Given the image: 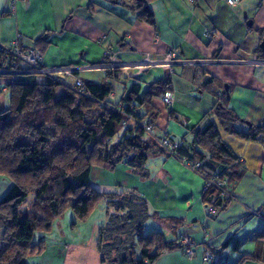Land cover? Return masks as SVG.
Wrapping results in <instances>:
<instances>
[{"label":"crops","instance_id":"1","mask_svg":"<svg viewBox=\"0 0 264 264\" xmlns=\"http://www.w3.org/2000/svg\"><path fill=\"white\" fill-rule=\"evenodd\" d=\"M9 7V0H0V42L10 44L21 33L20 45L34 41L43 65L80 66L76 76L88 84L114 83L118 98L133 85L142 97L150 84L168 80L173 101L166 104L158 96L151 100L158 111L155 133L169 132L194 154L195 130L215 124L219 141L241 157L245 172L234 197L214 217L204 210L203 176L158 148L148 155L142 174L125 163L113 170L101 165L91 168L97 189L112 191L113 184L144 197L151 214L147 233L161 231L166 241L190 238L192 256L175 248L163 251L150 264H211L204 259L206 249L216 261L227 264H235L242 255L256 257L242 264H264V237L256 236L264 230V215L250 212L264 208V145L227 133L214 112L216 92L225 91L227 105L241 119L238 128L264 124V62H253L264 61L259 47L264 39L259 32L264 29V0H239L232 6L226 0H152L154 25L138 20L117 0H18L14 12ZM106 48L126 63L114 82L103 70L81 67L104 61ZM169 50L197 62L176 65L170 72L158 61ZM145 54L155 62L139 68L133 62ZM13 73L19 82L44 78ZM6 81L0 72V110L8 101L11 104L9 90L3 89ZM72 83L68 76L67 84ZM222 170L213 162L204 167L211 174ZM10 186V181L0 180V199Z\"/></svg>","mask_w":264,"mask_h":264},{"label":"trees","instance_id":"2","mask_svg":"<svg viewBox=\"0 0 264 264\" xmlns=\"http://www.w3.org/2000/svg\"><path fill=\"white\" fill-rule=\"evenodd\" d=\"M151 1L117 0V3L138 20L154 25L149 7ZM259 32L264 36V29ZM0 68L21 67L11 57L0 53ZM3 74L7 77L11 104L0 110V174L11 186L0 199L3 242L0 264H28L27 258L39 254L44 247L42 240H32L35 231H48L54 219L68 209L83 219L103 199L108 200L115 213L100 228L97 247L101 264H150L163 251L183 248L180 239L166 241L158 230L142 235L143 218L148 216L142 195L132 189L99 190L89 181L92 165L113 170L119 163H125L142 174L148 155L157 148L162 150L140 126L129 123L122 128L124 117L100 104L98 100L106 99L112 86L88 84L95 100L76 94L67 84L50 77L19 82L12 78L14 73ZM167 87L168 80L156 81L141 97L139 87L133 85L118 99L127 110L141 108L139 119L148 117L154 122L158 111L151 100L168 90ZM216 96L214 112L222 128L229 134L264 145V124L247 123L246 129L238 128L241 119L227 105V92L217 91ZM194 142L197 144L194 154L184 149L183 142L177 154L189 159H204L201 167L204 177L216 174L224 178L226 190L234 194L245 172L241 157L219 141L215 124L195 130ZM208 162L222 165L223 170L213 174L205 172ZM202 198L205 204L216 207L219 212L231 200L212 186L204 187ZM27 200V206L21 208ZM257 212L264 215V208ZM256 236L264 237V230ZM135 245L138 255L134 252ZM249 258L256 257L242 255L235 264H242ZM210 262L220 264L215 259Z\"/></svg>","mask_w":264,"mask_h":264},{"label":"built area","instance_id":"3","mask_svg":"<svg viewBox=\"0 0 264 264\" xmlns=\"http://www.w3.org/2000/svg\"><path fill=\"white\" fill-rule=\"evenodd\" d=\"M18 0H9V10L11 12L15 11L16 4ZM239 0H226L228 5H235ZM23 39V35L21 33H17L15 35L14 40L10 44H4L0 42V53L11 57L15 62L19 63V69L7 70L0 68V72L2 73H30V74H39L44 77H50L54 80L60 81L63 84H67V77L71 76L73 79V83L67 86L76 94H79L84 97L92 98L97 100L96 97L93 96L92 92L89 89L88 83H86L83 79L76 76L75 73L78 71L80 66L74 64H63V65H53V66H45L42 63V55L40 52L35 48L34 41L31 42L29 45L21 46L20 41ZM105 60L99 63H92L81 66L84 69L89 70H103L107 72L113 82L120 76L119 70L121 67H124L126 63L120 62L115 58L114 53L109 49L106 48L104 50ZM160 63L165 65L170 72L176 65L180 64H189L193 62H197L196 60L192 59H181L175 56V51L169 50L164 58L158 60ZM153 61L148 54L143 55L138 61L133 62L139 68H147ZM255 62H264L262 60H254ZM6 89V88H5ZM160 100H162L166 104H170L173 101L174 95L172 91L165 90L159 96ZM101 105L108 107L109 109L120 113L124 117V121L122 124V128H125L127 124H137L140 126L144 132L149 135V137L157 143V145L169 156L174 157L181 161L186 167L191 169L192 171L199 173L205 179V186H212L220 190L221 195L224 197H229L232 199L234 195L229 193L226 190V180L224 178L219 177L218 175H212L210 177H204L201 173V167L204 164V159L199 158H192L189 159L185 156H179L177 154V149L181 146L182 142L179 139L173 138L169 132L164 131L162 134L158 135L155 133V122L151 121L148 117L144 119H139L138 115L141 113V108L135 107L131 110H127L123 107L122 102L118 99L114 83L112 85V90L109 92L106 99L98 100ZM205 213L209 216H216L219 213V210L216 207H213L210 204L204 205ZM251 214H259L256 210H250ZM183 245L182 251L188 255L192 256L194 254V250L190 244V238L184 237L181 241ZM204 259L206 261H211L214 258L212 252L208 249L204 252ZM220 264H226L223 260L217 261Z\"/></svg>","mask_w":264,"mask_h":264},{"label":"rangeland","instance_id":"4","mask_svg":"<svg viewBox=\"0 0 264 264\" xmlns=\"http://www.w3.org/2000/svg\"><path fill=\"white\" fill-rule=\"evenodd\" d=\"M3 89L6 90L7 88ZM9 104L10 101H8L7 106ZM95 166L98 165H92V167ZM1 179L6 180V177L0 174ZM89 181L92 183L94 176H91ZM95 181L98 182L97 179ZM112 186V191L119 192L124 190V188L113 184ZM27 204L28 200L21 208H25ZM113 213H115L114 208L108 200L104 199L99 201L89 212L88 216L83 219L77 218L73 211L68 209L61 216L54 219L48 231H35L32 240L34 242L42 240L44 247L39 254L30 255L27 258L28 264H101L100 252L97 247L99 232L100 228L107 224ZM147 213L148 216L143 218L142 235H145L149 230L148 222H150L151 214L149 211ZM2 246L3 242L1 241L0 232V248ZM138 250L135 245V255H138Z\"/></svg>","mask_w":264,"mask_h":264},{"label":"water","instance_id":"5","mask_svg":"<svg viewBox=\"0 0 264 264\" xmlns=\"http://www.w3.org/2000/svg\"><path fill=\"white\" fill-rule=\"evenodd\" d=\"M248 24H251V21H248ZM259 47L264 50V39L261 40ZM227 89V86H225V90Z\"/></svg>","mask_w":264,"mask_h":264}]
</instances>
